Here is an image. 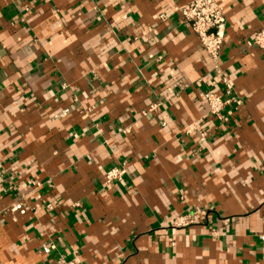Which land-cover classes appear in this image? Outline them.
I'll use <instances>...</instances> for the list:
<instances>
[{
	"label": "crops",
	"instance_id": "obj_1",
	"mask_svg": "<svg viewBox=\"0 0 264 264\" xmlns=\"http://www.w3.org/2000/svg\"><path fill=\"white\" fill-rule=\"evenodd\" d=\"M189 1L0 0V264H264V0Z\"/></svg>",
	"mask_w": 264,
	"mask_h": 264
},
{
	"label": "built area",
	"instance_id": "obj_2",
	"mask_svg": "<svg viewBox=\"0 0 264 264\" xmlns=\"http://www.w3.org/2000/svg\"><path fill=\"white\" fill-rule=\"evenodd\" d=\"M182 18L187 22L196 34L201 48L212 58L218 59L223 47L225 32V17L222 7L215 0H191L178 7ZM249 47L264 49V28L255 31L246 40ZM222 85H225V93L219 92L214 88H209L204 93V100L208 106V114L221 119L224 110L231 105H237L238 99L231 95L229 91L230 83L223 76H217ZM156 104H151L149 110L152 111ZM125 175L124 167H114L105 172L106 183L113 180L122 181ZM189 220L183 217L181 222L187 223ZM57 264H76L74 260L61 258Z\"/></svg>",
	"mask_w": 264,
	"mask_h": 264
}]
</instances>
